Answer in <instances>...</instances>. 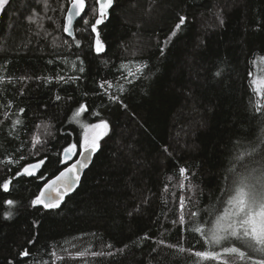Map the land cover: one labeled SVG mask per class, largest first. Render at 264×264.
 <instances>
[{
  "label": "trees",
  "instance_id": "16d2710c",
  "mask_svg": "<svg viewBox=\"0 0 264 264\" xmlns=\"http://www.w3.org/2000/svg\"><path fill=\"white\" fill-rule=\"evenodd\" d=\"M49 5L54 10L45 13L37 0H11L0 13V75L6 78L0 84V161L26 157L18 165L0 163V184L26 164L47 157L38 173L45 180L16 178L9 192L0 188V264H223L222 259L201 260L157 242L192 252L221 251L205 244L200 234L172 224L179 218L180 196L186 199V219L187 212L200 210V218L187 227L203 224L231 181L229 169L243 172L264 162V98L255 95L252 85L256 62L264 57V0H114L109 18L98 26L105 45L99 55L91 47L94 0H88L83 14L88 30L82 18L75 25L79 48L62 30L68 0H49ZM34 9L53 18L44 20V29L28 22ZM180 15L187 22L161 56L159 49ZM54 37L59 44L67 40L71 48H54ZM129 61L133 72L138 63L148 65L145 76L128 77L132 83L124 79L128 69L121 68ZM57 74L79 80L44 82ZM104 80L113 85L107 94L99 87ZM109 95L122 103L110 102ZM80 103L88 111L74 120ZM20 108L25 109L19 113L23 123L13 128ZM101 119L109 122L108 133L78 188L59 209L31 207L47 179L63 169L59 153L79 142L81 124ZM44 124L50 134L37 128ZM34 133L44 141L35 149ZM180 167L188 176L183 191ZM7 199L15 206L5 205ZM7 211L14 215L5 220ZM145 234L150 239H142ZM25 248L30 255L22 258L19 252Z\"/></svg>",
  "mask_w": 264,
  "mask_h": 264
},
{
  "label": "snow or ice",
  "instance_id": "6c2138e0",
  "mask_svg": "<svg viewBox=\"0 0 264 264\" xmlns=\"http://www.w3.org/2000/svg\"><path fill=\"white\" fill-rule=\"evenodd\" d=\"M11 0H0V13H2L6 6L9 5ZM38 3L43 4L45 13L50 9L49 0H37ZM69 6L66 10V15L64 16L63 32L72 36L75 47H81V41L76 39L73 32L74 22L78 19H83L85 25L84 31L88 30L89 19L85 13L88 7V0H68ZM96 7H93L92 13L96 16L95 22L91 23L90 29L91 33L95 34L94 41L92 44V49L99 55L105 51V45L100 38V33L98 31V26L103 24L109 18V9L114 5V0H94ZM64 10V5H61V11ZM52 20L53 18L46 15H40L33 10L32 14L27 17L30 24H35L38 29H44V20ZM55 23V21H53ZM187 17L180 15L178 17V22L175 24L174 28L170 34L164 39V47H160L159 51L161 56L165 53V47L172 42L173 38L177 36L178 32L182 30V27L186 24ZM224 21L221 18L220 24L223 25ZM59 28V25H57ZM37 35L40 33L37 32ZM44 35L48 36L49 33L45 30ZM55 47L67 46L71 48V44L67 40H63L62 44L56 42V38H53V45ZM264 60V57H260ZM79 60V56H77ZM67 63V60L64 61ZM51 63V61H49ZM132 62L129 61L127 64H122V69H128L127 75L124 79L128 83H132L128 80L131 76L134 79L137 78V74L141 77L145 76V69L148 65L146 63H138L136 65L135 72L128 68V65ZM73 67H76L75 62H73ZM79 72L83 73L85 71L83 67V61H80ZM215 75L219 76L220 72L217 71ZM251 77V73H249ZM20 80L24 81L29 79V77H20ZM40 79V77H37ZM53 79L57 83H75L79 80V77H65L63 75L57 74L55 77H44L45 83H51ZM6 82V78L0 75V84ZM7 82L11 83L12 78H7ZM253 91L257 97L264 98V80L252 81ZM107 86V87H106ZM99 87L103 89L104 93L107 94L108 89L112 88L113 85L107 80L102 81ZM120 91L123 92V86H120ZM87 95V93H84ZM57 101L61 99L59 95L55 97ZM108 99L110 102H121L116 96L109 95ZM11 107V103L7 105ZM126 107V105H124ZM261 100L258 99L256 102L255 110L256 112H261ZM88 111L85 103H80L79 107L73 112V119L78 120L83 113ZM25 109L20 108L18 110L17 119L12 121V126L22 124V120L19 118V113H24ZM7 118V113L4 114ZM94 115H99V113H94ZM43 128L45 133H48V125H37V128ZM84 131L81 139L78 143H70L62 149L59 153V164L64 165L62 170L58 171V174L54 175L51 179L43 184L37 195L30 201V206L33 208L42 207L45 210L59 209L61 204L64 202L65 197L71 193L80 182V172L82 169L88 166V162L92 159L93 154L96 153L100 148V140L107 135L109 129V122L101 119L98 123L85 124ZM50 134V133H48ZM44 141L38 134H33L31 137V147L33 149L37 148L38 145L43 144ZM167 151V149H165ZM256 149L253 148V152ZM76 158L73 161L74 157ZM241 157H238L240 159ZM26 157L20 156L19 160L9 157L5 161H0V163H8L13 165H18L20 161L25 160ZM47 157L41 159L35 163H28L23 166L19 171L15 173V176L3 181L0 184V188L4 192L10 191V186L16 178L22 177H34L38 180H45L44 175H38L42 166L45 164ZM264 161V157H262ZM259 167L247 168L243 172L236 170L235 168H230L229 172L233 173L231 181L227 186L221 189L222 195L217 198L218 204L213 205L208 209V216L210 219L206 220L205 223H197L194 227H187L189 223L195 222L200 218V210L187 212L186 219V199L184 195L180 196L179 202V218L178 220H173L172 224L180 226L183 232H194L200 234L204 239L205 244L209 246H219L221 251H195L192 252L191 249H185L184 247L177 245L166 244L165 241L160 240L157 243L164 245L168 248H175L179 253L190 252L197 258L201 260H223V264H235V260H230L229 257L234 256L238 258L239 261H250L251 264H264V162L257 161ZM187 169L184 167L179 168V175L181 177L179 188L183 191L185 189V181L188 179L186 175ZM171 179V178H170ZM169 186L166 184L164 186V191L167 192ZM189 190L191 186L189 185ZM226 197V199H225ZM5 205L9 208L15 206V201L12 199H7L4 201ZM142 203H147V198H145ZM220 205H222V210H220ZM139 210V205L134 211ZM14 215L13 212L7 211L4 213L3 218L5 220L11 219ZM129 215H132L130 212ZM210 225V226H209ZM142 239H150V237L145 234ZM238 241L239 244L245 249L241 250V247L236 246L235 243ZM225 242L229 243L231 246H224ZM33 240H29L28 244H33ZM110 247V246H109ZM125 248L127 245L124 246ZM118 251H124L123 248L118 249ZM155 252L156 249H153ZM255 254V255H254ZM30 252L27 248L19 252L20 257H28ZM55 256V253H52ZM78 255L83 256L85 253L81 252ZM93 256L104 255V253H92ZM108 255H112L111 252ZM8 264H13V261L9 260Z\"/></svg>",
  "mask_w": 264,
  "mask_h": 264
},
{
  "label": "rangeland",
  "instance_id": "374dc122",
  "mask_svg": "<svg viewBox=\"0 0 264 264\" xmlns=\"http://www.w3.org/2000/svg\"><path fill=\"white\" fill-rule=\"evenodd\" d=\"M254 80H256V81L264 80V60L259 59L256 62V70H255ZM84 125H85L84 123L81 124L83 131H84V127H83ZM82 135H83V132H82Z\"/></svg>",
  "mask_w": 264,
  "mask_h": 264
},
{
  "label": "water",
  "instance_id": "95a60500",
  "mask_svg": "<svg viewBox=\"0 0 264 264\" xmlns=\"http://www.w3.org/2000/svg\"><path fill=\"white\" fill-rule=\"evenodd\" d=\"M110 10V9H109ZM65 15H66V13H65ZM79 20V19H78ZM75 25H76V22H74V25H73V32H74V35H75ZM67 37H69V38H72V36H69L68 34H66V33H64ZM93 156H94V154H93ZM76 158H79L78 156L77 157H74L73 158V161L76 159ZM92 161H93V157H92V159L88 162V166L86 167V168H84V169H82L81 170V172H80V177H81V179H82V176H83V174H84V172L89 168V166L91 165V163H92ZM36 162H38V161H36ZM33 163H35V162H33ZM43 167V166H42ZM40 172V171H39ZM38 172V173H39ZM81 179H80V182H81ZM80 182H79V184H80ZM79 186V185H78ZM78 186L71 192V193H69L68 195H70V194H72L77 188H78ZM67 195V196H68ZM66 196V197H67Z\"/></svg>",
  "mask_w": 264,
  "mask_h": 264
}]
</instances>
